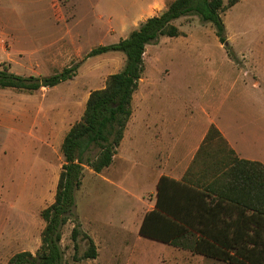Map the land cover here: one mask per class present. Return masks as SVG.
Listing matches in <instances>:
<instances>
[{"label":"rangeland","instance_id":"1","mask_svg":"<svg viewBox=\"0 0 264 264\" xmlns=\"http://www.w3.org/2000/svg\"><path fill=\"white\" fill-rule=\"evenodd\" d=\"M170 1L0 0V68L7 66L24 76H45L80 62L72 79L54 87L40 88L34 93L0 88V222L17 218L10 203L29 202L30 194L36 190L35 178L39 181L41 206L52 201L63 162L59 135L81 117L90 91L103 87L106 78L119 71L125 61L119 51L86 59L84 56L94 47L118 41L146 18L161 13ZM222 18L227 47L226 42H219L213 26L201 22L197 16L174 20L189 37H161L162 55L155 64L154 78L162 81L163 88L174 90L180 86L186 97L183 85L192 74L190 65L214 64L222 69L220 74H226L224 71L229 68L226 52L234 63H249L255 56L264 64V0H239L222 12ZM148 48L147 65L158 58V50ZM228 78L233 76L229 73ZM245 93L244 112H240L246 116L250 111L253 114L249 107L253 93ZM255 109V116L259 118L255 125L259 130L262 128L260 134L264 137V92L259 97L257 91ZM14 121L30 122L37 133L38 164L32 152L35 141L30 127ZM99 188L104 190L102 194H97ZM114 194L109 185L85 176L83 186L75 191V214L81 224L76 251L71 241L73 224L68 222L62 228L60 245L64 264H224L200 258L186 260L189 253L176 249L164 252V259L160 261L156 255L159 248L156 251L149 248L148 259L139 257L136 262H125L127 246L121 236L115 237L110 246L98 245L95 258H82L89 246L88 240L82 237L84 229L90 226L117 229L127 220L112 204ZM133 249L135 252L138 248Z\"/></svg>","mask_w":264,"mask_h":264},{"label":"crops","instance_id":"2","mask_svg":"<svg viewBox=\"0 0 264 264\" xmlns=\"http://www.w3.org/2000/svg\"><path fill=\"white\" fill-rule=\"evenodd\" d=\"M134 29L128 30L120 38L126 37ZM183 33L184 35L180 36L189 37L186 32ZM161 37L145 47L144 70L132 96L131 115L111 164L99 173L85 167L82 177L81 186L86 175L89 178L93 176L95 182L99 180L109 185L115 193L112 204L118 207V212L127 220L117 229L115 226H90L84 229L83 233L93 241L96 252L98 245L110 246L115 237L121 236L127 246L125 262H136L139 257L148 259L149 248L155 251L159 248L156 255L160 261L164 259V252L176 249L189 253L190 256L186 260L200 258L224 263L143 237L139 234V228L145 214L155 209L157 201L168 211L194 216L197 226H224V223L216 222V219H246L248 215L256 214L255 209L250 207V204L256 205L255 192L251 196L244 191L248 178L245 168H235L227 172L229 169L222 167V164L230 159L226 148L203 141L209 127L214 125L239 159L257 161L264 165V137L260 134L262 128L259 130L255 125L258 118L255 116L256 94L258 91L260 97V92H264V64L255 59V56L252 62L234 63L228 52L226 58L229 68L225 69L226 74H220L222 69L214 64H191L192 74L183 85L185 97L180 86L174 90H166L162 81L154 78L155 64L162 55ZM72 38L71 36V45L74 44ZM148 47L158 50V58L155 59L157 61L149 65L145 62ZM229 73L233 78H228ZM245 92L253 93V103L249 106L253 114L250 111L246 116L240 112L243 111ZM14 122L30 127L35 141L32 152L38 164L37 133L30 122ZM71 126L72 124L59 135L60 146ZM224 173H229V176L220 181L219 177ZM173 181L179 182L181 187L183 185L184 190H178ZM38 183L35 178L36 190L30 194L29 202L23 204L17 200L11 201V210L17 218L14 217L12 221L5 218L0 222V264H6L9 258L18 252L29 251L34 254L39 247L40 233L44 227L40 211L54 201V196L48 205L41 206L42 196L39 195ZM205 185L215 188L225 185L224 187L235 192L230 198L197 192L204 190ZM103 191L99 188L97 194H102ZM114 195L108 196L113 198ZM94 215L98 221L99 213ZM202 216L209 217V222H200ZM133 248L138 249L134 252Z\"/></svg>","mask_w":264,"mask_h":264},{"label":"trees","instance_id":"3","mask_svg":"<svg viewBox=\"0 0 264 264\" xmlns=\"http://www.w3.org/2000/svg\"><path fill=\"white\" fill-rule=\"evenodd\" d=\"M238 1L172 0L161 13L146 18L126 37L94 47L84 56L83 59H86L109 51H119L125 55V63L120 71L106 78L104 87L90 92L81 117L72 124L61 142L63 164L56 183L54 201L40 211L44 227L40 233L39 247L34 254L29 251L14 254L6 264H64L60 243L62 228L68 222L73 224L71 241L74 250H77L81 224L75 214V191L81 187L85 167L99 173L112 162L131 115L132 96L144 70L145 47L155 43L161 36L184 35L173 22L188 15H195L201 22L210 23L219 42L224 44L227 37L222 12ZM79 64L76 62L47 76H24L3 66L0 68V88L34 93L42 87H54L72 79ZM204 142H213L226 148L230 159L222 167H227V172L245 168L248 178L244 191L251 196L255 192L256 205L250 204V207L255 209L256 214L248 215L246 219H216V222H222L224 226H197L194 216L168 211L157 201L155 209L145 214L139 234L226 264H264V165L257 161L239 159L214 125L209 127ZM228 176L229 173H224L219 180ZM179 184L176 182L175 187L183 191V185L181 187ZM224 186L215 188L205 185L204 190L197 192L230 198L235 190ZM199 221L208 223L209 217L202 216ZM82 237L88 240L89 246L81 257L95 258L97 252L93 241L84 233Z\"/></svg>","mask_w":264,"mask_h":264},{"label":"water","instance_id":"4","mask_svg":"<svg viewBox=\"0 0 264 264\" xmlns=\"http://www.w3.org/2000/svg\"><path fill=\"white\" fill-rule=\"evenodd\" d=\"M225 45H227V42L225 43Z\"/></svg>","mask_w":264,"mask_h":264}]
</instances>
